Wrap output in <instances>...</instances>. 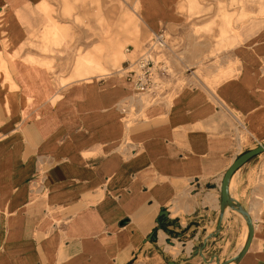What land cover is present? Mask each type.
Masks as SVG:
<instances>
[{
  "label": "crops",
  "instance_id": "crops-1",
  "mask_svg": "<svg viewBox=\"0 0 264 264\" xmlns=\"http://www.w3.org/2000/svg\"><path fill=\"white\" fill-rule=\"evenodd\" d=\"M36 1L0 0V264L236 256L248 225L231 208L204 256L195 249L215 231L224 173L264 143V29L231 49L236 72L213 93L186 87L130 106L134 85L123 64L102 77L80 65L74 75L91 79L63 89L34 64L26 21ZM178 2L140 0L138 8L153 33L173 34L185 16ZM38 7L45 29L42 0ZM212 76L202 84L213 87ZM230 192L254 224L248 250L230 264H264V152L236 171Z\"/></svg>",
  "mask_w": 264,
  "mask_h": 264
},
{
  "label": "rangeland",
  "instance_id": "rangeland-1",
  "mask_svg": "<svg viewBox=\"0 0 264 264\" xmlns=\"http://www.w3.org/2000/svg\"><path fill=\"white\" fill-rule=\"evenodd\" d=\"M40 2H35L26 21L27 50L34 53V64L51 72L60 89L91 79L74 75L80 65L100 77L119 70L121 64L127 67L154 35L141 18L140 0H42L48 14L45 29ZM178 7L184 21L178 31L166 32L169 48L160 58L168 70L160 72L161 82L144 96L148 104L170 99L186 87H206L213 93L236 72L231 49L264 29V0H179ZM113 42L120 49L118 60L108 52ZM156 66L159 71L161 65ZM209 76L211 88L202 84ZM150 263V258L138 256L131 264Z\"/></svg>",
  "mask_w": 264,
  "mask_h": 264
},
{
  "label": "water",
  "instance_id": "water-1",
  "mask_svg": "<svg viewBox=\"0 0 264 264\" xmlns=\"http://www.w3.org/2000/svg\"><path fill=\"white\" fill-rule=\"evenodd\" d=\"M263 152H264V143H261V144L257 145L255 148L248 149V150L240 153L239 155H237L235 157L232 164L229 166L227 171L224 173V176L222 178V183H221L220 213H219V217L217 220V225H216L215 231H213L212 233H209L206 236V238L203 241V244L195 251V255L200 254L201 256H204L203 250L206 247L208 241L211 238L217 237L219 235V233L221 231L222 220H223V217H224V214H225L227 208H231L233 210H236L245 217V219L247 221V225H248L247 239H246L243 247L241 248V250L239 251V253L236 256L225 259L223 261H221L219 257L215 256V257L211 258L210 261L212 262L215 259L216 264H230L232 262L240 260V258L248 250V248L252 242L253 236H254L253 218H252L250 212L244 208L242 203L240 201H238L237 199H235L234 197H232L231 192H230V183H231L232 177L234 176L236 171L241 166H243L246 162H248L249 160H251L252 158H254L255 156H257ZM151 237H150V239H151ZM172 263H174V261L170 262V264H172Z\"/></svg>",
  "mask_w": 264,
  "mask_h": 264
},
{
  "label": "built area",
  "instance_id": "built-area-1",
  "mask_svg": "<svg viewBox=\"0 0 264 264\" xmlns=\"http://www.w3.org/2000/svg\"><path fill=\"white\" fill-rule=\"evenodd\" d=\"M144 46L135 59L129 62L126 75L133 83L134 88L140 93L148 94L153 87L156 88L161 82L163 75L160 72L166 74L168 70L164 64L166 62L163 58H160L161 52L169 48L166 31L162 30L154 33L152 39L146 42ZM158 63L161 65L159 71L156 66Z\"/></svg>",
  "mask_w": 264,
  "mask_h": 264
},
{
  "label": "bare ground",
  "instance_id": "bare-ground-1",
  "mask_svg": "<svg viewBox=\"0 0 264 264\" xmlns=\"http://www.w3.org/2000/svg\"><path fill=\"white\" fill-rule=\"evenodd\" d=\"M177 55V54H176ZM168 63H169V65H170V70H171V62L170 61H167ZM122 71H123V73H124V75L126 74V72H127V67L126 66H123V68H122ZM132 97L131 98H133L132 99V102H131V105L130 106H132L133 104H135L134 102L136 101V102H139L141 105H146V104H148V101H147V99L146 98H144V96H146L147 97V93H140V91H138L136 88H132Z\"/></svg>",
  "mask_w": 264,
  "mask_h": 264
},
{
  "label": "trees",
  "instance_id": "trees-1",
  "mask_svg": "<svg viewBox=\"0 0 264 264\" xmlns=\"http://www.w3.org/2000/svg\"><path fill=\"white\" fill-rule=\"evenodd\" d=\"M163 217H160V225L162 226V228H165V222H163ZM162 220V221H161Z\"/></svg>",
  "mask_w": 264,
  "mask_h": 264
}]
</instances>
